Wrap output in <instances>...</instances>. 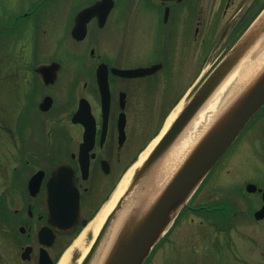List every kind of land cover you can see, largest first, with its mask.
Here are the masks:
<instances>
[{"label": "flooded vegetation", "instance_id": "obj_1", "mask_svg": "<svg viewBox=\"0 0 264 264\" xmlns=\"http://www.w3.org/2000/svg\"><path fill=\"white\" fill-rule=\"evenodd\" d=\"M56 1L27 2L29 9L10 14L7 21L19 61L10 69L7 83L24 132L16 137L6 122L12 116L6 110V116L0 114V264H58L68 252L67 264H84L79 245L82 242L84 248V229L131 169L134 182L140 156L150 147L146 158L150 157L160 144L154 141L176 106L200 82L217 39L227 46L237 41L264 3L112 0L93 11L82 39L76 41V17L99 0L83 2L77 9L70 4L45 8ZM69 13L67 33L82 45L84 68L62 66L56 59L30 65L37 52H48L47 29L42 26L50 28L57 14ZM27 42L34 49L26 48ZM26 54L28 66L22 67ZM56 62L55 73L46 77L38 71ZM46 99L50 107L41 111ZM54 106L56 114H50ZM171 128L172 124L164 138ZM239 139L238 152L259 154L264 163V103L235 143ZM248 194L262 198L258 191Z\"/></svg>", "mask_w": 264, "mask_h": 264}, {"label": "rangeland", "instance_id": "obj_2", "mask_svg": "<svg viewBox=\"0 0 264 264\" xmlns=\"http://www.w3.org/2000/svg\"><path fill=\"white\" fill-rule=\"evenodd\" d=\"M31 1L34 0H0V114L6 116L7 112L12 116L6 122L8 131H12L16 137L22 136L24 129H21L16 121V105L10 102L13 97L10 84L7 83V75L15 67L14 63L19 61L15 53L17 43L15 42V45L10 43L9 27L12 24L7 21L10 19L8 18L10 14H18L29 9L30 4L27 2ZM90 1L92 0H62L61 2L58 0L53 6L46 4L45 8L60 9L70 4L72 8L77 9L83 2L86 4ZM56 3H60L61 6H55ZM69 12L74 11L69 9ZM70 13L69 15L57 14L50 28L42 26L47 29V38L44 41H46L45 47L48 52L45 54L37 52L35 57L30 58V65L39 66L48 63L51 59H56L62 66L84 68L85 55L79 53L82 45L74 43L67 33V29L71 26ZM222 40L217 39L215 51L212 53L213 59L205 65L204 71L212 68H210L211 64L215 59H219V54L227 46V43H222ZM38 42V44L41 43L39 40ZM28 45L33 48V43H25L26 48ZM65 46H67L66 49H64ZM64 50H70L72 53L67 54ZM28 58L26 54L20 61L22 67L28 66ZM183 102L172 116L179 112ZM55 108L54 106L50 114H56ZM46 129H50V125H47ZM37 130L38 135L43 138V126H39ZM239 142L240 139L219 160L207 182L179 215L167 233V238L156 249L150 261L146 260L144 264H264V220L257 221L253 217L254 212L261 205V200L258 195L249 196L245 191L247 183L256 184L264 190V163L259 154L245 155L243 151L238 152ZM41 146L43 147V144ZM234 152H236L234 157H237V160L232 162L234 157L230 155ZM1 154L0 148V162H2ZM126 201H131L130 196L126 198ZM198 206H200L198 212L192 213V209ZM87 237L89 244L93 238L91 234Z\"/></svg>", "mask_w": 264, "mask_h": 264}, {"label": "water", "instance_id": "obj_3", "mask_svg": "<svg viewBox=\"0 0 264 264\" xmlns=\"http://www.w3.org/2000/svg\"><path fill=\"white\" fill-rule=\"evenodd\" d=\"M107 2H110V0H101L76 17V23L72 32L76 39H82L84 24L93 11L97 9L98 5ZM261 15L251 24L245 34L233 45L198 87L179 114L167 136L161 140L158 147L138 171L134 182L128 186L125 191L126 196L131 192L134 195L141 192L143 188H150L147 185L149 182V176L147 175L153 167L154 162L158 158L164 160L166 157L164 152L170 145L174 144L179 133L187 127L204 103L246 54L260 42L264 36V15ZM57 68L58 64L54 63L49 66H41L38 71L47 77L52 72L55 73ZM263 103L264 70L243 96L215 120L208 132H206L162 192L153 201L152 205L143 213L141 219L131 222L132 219L126 218L127 222L123 224L120 236L105 264L144 263L152 248L170 228L179 211L186 205L200 183ZM49 107L50 99H46L40 106L42 110H47ZM153 168L156 169L157 167ZM138 181H141V183ZM153 181L154 179H152ZM256 190V186L252 184L246 186V191L249 193H253ZM262 201L264 203V193L262 194ZM128 203L130 201L123 206L128 205ZM134 209L135 206L128 211V216L133 215ZM254 218L256 220L264 219V204L254 213Z\"/></svg>", "mask_w": 264, "mask_h": 264}, {"label": "bare ground", "instance_id": "obj_4", "mask_svg": "<svg viewBox=\"0 0 264 264\" xmlns=\"http://www.w3.org/2000/svg\"><path fill=\"white\" fill-rule=\"evenodd\" d=\"M263 70L264 38L246 54L232 72L224 79L184 129L164 160L161 159L159 161L157 168L153 170L149 177L147 185L150 186V188H147L148 190L143 188L138 194L132 195L129 205L122 207L113 217L88 264L106 263V260L120 236L123 224L127 222L126 218L129 217L132 219L131 222H133V220L141 219L143 213L152 205L153 201L162 192L167 183L174 176L175 172L197 146L206 132H208L215 120L222 115L223 112L227 111V109H230L243 96ZM171 118L168 120L163 131L168 127ZM157 139L154 143L157 142ZM149 150L150 147L140 156L137 165L146 158ZM132 172L133 169L121 179L110 201L90 222L87 228L84 229V234H82L80 239V241H82L84 236V248L82 247L83 243L79 242L82 256L87 254L90 245L93 242L91 241L88 244L87 236L91 234L93 239L98 236L106 218L112 212L115 204L126 190ZM152 179H154L153 182ZM134 206L135 209L133 215L128 216V211L133 209ZM68 257L69 252L64 255L58 264H67Z\"/></svg>", "mask_w": 264, "mask_h": 264}, {"label": "trees", "instance_id": "obj_5", "mask_svg": "<svg viewBox=\"0 0 264 264\" xmlns=\"http://www.w3.org/2000/svg\"><path fill=\"white\" fill-rule=\"evenodd\" d=\"M93 249L91 250V252L89 253V255L84 259V264H87L88 260H89V257L92 253Z\"/></svg>", "mask_w": 264, "mask_h": 264}]
</instances>
